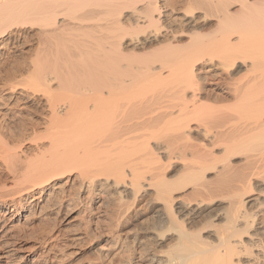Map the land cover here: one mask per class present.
<instances>
[{
	"label": "bare ground",
	"instance_id": "bare-ground-1",
	"mask_svg": "<svg viewBox=\"0 0 264 264\" xmlns=\"http://www.w3.org/2000/svg\"><path fill=\"white\" fill-rule=\"evenodd\" d=\"M23 31L0 116L35 93L39 119L0 128V264H61L19 231L80 205L60 244L99 264H264V0H0V58Z\"/></svg>",
	"mask_w": 264,
	"mask_h": 264
},
{
	"label": "rangeland",
	"instance_id": "rangeland-1",
	"mask_svg": "<svg viewBox=\"0 0 264 264\" xmlns=\"http://www.w3.org/2000/svg\"><path fill=\"white\" fill-rule=\"evenodd\" d=\"M30 34H31V32H24L23 31L22 35H17V36H20V37H17L19 42L17 41L18 42L17 44L15 43L14 45H11L10 48H8L7 51L5 52L4 57L0 58V80H1L0 82L5 81L3 83H7V85H9L8 87L16 88V90H18V92L24 91L25 88L29 89L28 86L31 85L29 83H28L29 85L26 83L28 81L24 82L27 79L25 77L27 72L25 70H23L25 68V66H27V63L30 62V61H28L27 58L29 57V60H31L32 59L31 56H34L35 55L34 52L36 51L35 50L36 43L34 41L35 39H34L33 35L32 34L30 35ZM26 59H27V61H26ZM23 62L25 63V65ZM20 71H22L24 73H22ZM27 76H28V74H27ZM23 77L25 80L23 79ZM28 79H29V77H28ZM21 80H23V84H20V83H22ZM17 81L20 83H18ZM29 81H30V79H29ZM16 82L18 85H16ZM34 95H36L34 98L27 100V101L25 100L26 102L19 103L20 105L25 104L28 107L26 110L20 109V107H19L20 105H19V106H15L17 108L16 114L15 113L12 115L7 114V115H5V117L0 116V128L4 127L3 129H7L8 128L7 126H9L11 128L13 127L14 128L13 131L16 132V131H19V129H20L19 127H21L25 123L26 124L31 123L34 120L36 121L37 119H39L38 115L36 114L37 108H38V106H37V97L38 96L35 93H34ZM7 96H9V93H6V94H5V92L0 93V99L1 98L8 99ZM1 100H0V102L2 103L3 100L2 101ZM1 103H0V106H1ZM16 128H18V130ZM4 139H5V141H8V140L10 141L9 138L4 137ZM26 147H29L28 143H24L22 145L21 149H24L27 152H29L28 151L29 149H27ZM3 168L4 167H2V170L0 168V176H1L0 181L2 180L1 183L4 184L6 182V180H8V179H6L7 178L6 172L7 171ZM1 183H0V187L3 185V184L1 185ZM85 204H86V207L88 206L89 208H92V207L95 208V206L98 205V204H96L94 206L93 203L88 199L86 200ZM8 209L11 210L12 207H9ZM81 210L84 211V206L82 207L80 205V211L78 209L77 212L75 213V215L78 218L76 217V220H75L76 222L74 221L72 223H67V221H66V218L69 216L68 214L70 213V211L67 210V208L65 209V207L58 215L56 213H53L49 217H45L44 215L38 216V214L36 213V215L38 217L36 215H33L37 218H35L34 221H32V224L23 223V225H22V222H21L20 225L23 226V229H22V226H20V228L22 230L20 229L21 231H19V234H20V237L22 238V241H20L21 245H23V247H22L23 252L22 253L35 254L36 251L33 249H34L35 245L37 244L38 238L42 234H45L47 236H55V235L59 234L60 237L61 236L63 237V238L59 237L62 240V239H66V235L68 237V235L70 234L68 231H70L72 233L74 231H76V232L78 231V232H82V233L84 232L83 230L86 231L85 226H87L86 224H88L87 223L88 217H89V215H92V217H94L95 211H93V212L89 211V212H87V214H85V212H82ZM80 212H81V214H80L81 216L78 215ZM10 213L13 214L14 212L12 213V211H10ZM27 214H29V213L27 212ZM82 214L84 215V217L86 216V218H84V217L82 218V216H83ZM84 221L86 224L84 223ZM24 224H26L27 226H24ZM93 227H95V225H93ZM65 231H66V234H65ZM48 232H49V235H48ZM83 235H82L83 238L81 240L80 239L75 240L74 242H72L73 243L72 245L68 244V246H66V247L64 245L60 244V242H62V241L58 238L57 241H60V242H58L59 245H61L63 247H61L62 249H60V250H59L60 247L58 248L57 252H59V251L60 252L58 253V260L56 261V263L61 262V264H89V263L90 264H96L98 262L97 264H99V263H101V261L103 263V258H102V260H101V258H100V260H98L101 255H99V252H96L97 251L96 244L98 243V241L95 240L96 238L93 239L94 236H92V237L89 236V238H88L87 235H85V234H83ZM94 249H96V250L94 251ZM97 253H98V255H97Z\"/></svg>",
	"mask_w": 264,
	"mask_h": 264
}]
</instances>
